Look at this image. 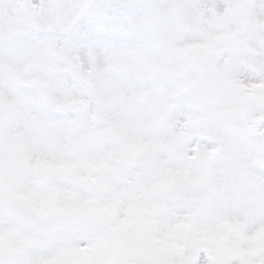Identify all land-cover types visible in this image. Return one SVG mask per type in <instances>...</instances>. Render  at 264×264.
<instances>
[{
  "label": "snow or ice",
  "instance_id": "1",
  "mask_svg": "<svg viewBox=\"0 0 264 264\" xmlns=\"http://www.w3.org/2000/svg\"><path fill=\"white\" fill-rule=\"evenodd\" d=\"M0 264H264V0H0Z\"/></svg>",
  "mask_w": 264,
  "mask_h": 264
}]
</instances>
